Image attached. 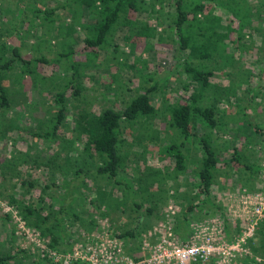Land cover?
<instances>
[{"label":"rangeland","instance_id":"374dc122","mask_svg":"<svg viewBox=\"0 0 264 264\" xmlns=\"http://www.w3.org/2000/svg\"><path fill=\"white\" fill-rule=\"evenodd\" d=\"M60 1L0 0L2 28L8 31L5 33L7 42L10 45L17 44L27 58L40 54L51 58L56 56L58 49L65 46L78 47L81 38L87 33L83 28L75 26L65 10L56 8L52 19L42 20L37 17L33 20L35 16L30 12L32 4L43 7L48 3L53 6ZM248 1L255 4L259 0ZM172 4L173 0H144L143 6L147 10L140 15L147 18L151 25H156L159 32L151 37V42L146 41L143 36L133 35V43L130 44V39L125 38L127 27H122L119 22L110 29L107 46L96 50V54L90 51L73 54L72 58L79 65L80 72L75 84L65 89V117L53 136L56 142L34 135V132H43L55 120L59 104L56 103L53 93L63 87L65 78L62 77L71 74V61L63 58L54 64L38 62L37 70L44 80L39 79L36 83L30 74H23L18 70L5 77L4 83L11 85L13 92L9 95L6 117L0 121V162L8 159L13 163L18 155H25L28 159L16 161L4 168L5 172L0 169V255L9 253L13 256L5 264H105L103 260L96 261L88 257L94 246L100 242L96 241L99 234L106 231L113 237L123 229L137 230L141 225L149 223L141 231L142 244L149 229L165 218L169 204L175 207V212L168 217L169 224L180 239L186 237L188 229L184 232L182 224L180 227L175 226L176 222L183 219L186 211L189 221L206 215L223 216L225 224H228V237L233 235L234 238L243 232L245 221L230 215L229 197L231 193L239 192L242 188L264 191L262 36L258 32L250 34L244 28V40L250 44V48L242 51L232 49V44L229 43L227 50L233 53L232 57L221 64H218L221 62L220 58L219 62H210L215 66L209 78L212 85L204 91L201 104H211L213 99L210 95L220 93L221 100L217 104L219 108H223L224 114L217 127L210 129L198 126L196 138L201 133L208 132L216 151L220 152L219 157L229 158L232 145L235 144L241 156L239 161L234 160L231 165L218 164L209 199L206 200L204 193L198 190L199 179L196 171L201 146L197 139L194 138L181 148L186 154V168L183 171H176L174 159L160 150L162 143H179L183 139L169 125L170 113L166 105L179 102L194 86V83H189L190 79L181 63L187 53L178 50L174 40L167 35L168 21L173 12ZM6 6L10 7V12L4 11L3 7ZM263 9L264 7L260 8ZM215 12L222 16L223 24L228 20L230 24H235V19L225 10L218 8ZM134 15V12L128 11L127 21H131ZM57 17H60L58 24L63 29L62 39L56 37L54 30ZM37 22L42 23L41 26L37 27ZM47 38L53 44L48 43V40L45 42L44 39ZM148 42L151 47H147ZM113 45H116V50ZM188 57L195 64L199 62L192 56ZM109 84L111 89L106 87ZM154 84L158 89L153 91L152 101L157 106L152 119L153 126L147 127V121L141 120L142 124H129L125 127L123 135L126 141L121 144L122 162L118 175L108 179L92 171L88 174L87 170L95 169L99 159L86 156L87 152L83 150L84 135H80L81 139L74 137L72 128L75 111L85 108L98 112L102 106L109 104L120 108L137 86L142 85L143 90ZM76 87H80L79 96H74ZM241 115H244L243 120L240 119ZM240 122L243 128L238 131ZM246 133H250L249 136H245ZM71 138H74L72 143L68 141ZM54 152L58 153L56 158L65 168L63 171H54L55 168L48 161ZM246 163L254 164L258 170L250 171ZM78 167L81 168L80 172H76ZM161 174H164L162 187L167 189L165 191H159L156 185L159 179L157 177ZM21 180L34 183L29 189L30 192L24 193L26 201L31 197H39L45 206L52 203L53 213L62 218L60 225L54 230L60 233V240H63L61 246L65 250L48 246V237L40 236L38 229L28 225L14 205L8 202L9 192L19 195L24 191L25 186H22ZM53 180L56 182L55 186L45 187V183L51 185ZM252 182H258L259 187L248 188ZM134 202H140L141 205L135 208ZM153 202L156 207L154 212L149 213L145 208ZM60 205H64V208L61 209ZM189 205H193L191 210H187ZM72 212L76 215L71 214ZM90 217L95 221L92 226L88 222ZM50 222H56V219L51 216ZM262 226L264 230V212L253 235L248 238L247 244L252 255L237 257L233 264H257L259 261L264 263V235L260 232ZM237 228H240L239 234ZM120 240L123 252L133 257L126 251L124 239ZM252 244L257 248L256 251L252 249ZM86 246L90 248L87 249ZM135 254L145 255L141 246ZM45 255L52 258L51 263Z\"/></svg>","mask_w":264,"mask_h":264},{"label":"trees","instance_id":"16d2710c","mask_svg":"<svg viewBox=\"0 0 264 264\" xmlns=\"http://www.w3.org/2000/svg\"><path fill=\"white\" fill-rule=\"evenodd\" d=\"M155 1L157 2V0ZM259 1L253 4L248 0H173V12H171L172 17L168 21L167 35L174 40L178 50L187 53V56L183 58L181 63L187 74L186 76L190 79L189 83H194L193 89L188 95H184L183 98L178 96L180 98L179 102H172L166 105L170 113L168 117L169 125L172 129L177 130L178 134L182 135L183 139L179 143L173 141H171V143H162L160 144V150L174 159L176 171H183L186 168V154L181 148L185 146L187 142H191L196 138L197 127H208L210 129L217 127L220 118L223 117L224 114L223 108H219L217 104V102L221 100L219 97L220 93H212L210 95V98L213 99L211 104H201L204 91L209 89L212 85L209 78L213 74L215 66L210 64L211 60H213V62H219L218 59L220 58L221 62L218 64L229 60L233 55L232 52L227 50L230 44H232L230 48L240 49L241 51L250 48V44L244 40V28H247L249 33L251 32L250 34H252V32L260 33L264 44V9L260 10L261 7H264V0ZM143 3L144 0H61L53 6H50L48 3H45L43 7L32 4L30 6V12L35 16L33 20L37 17L42 20L44 18L52 19L56 13L55 9L60 8L71 16L75 26L83 28L87 33L81 38V43H79L78 47L72 45L65 46L63 49H58L56 56L51 58H46L44 54L27 58L21 53L17 44L10 45L6 38L8 31H4L2 28L3 16L0 12V121L6 117L5 112L10 103L9 95L13 92L11 85L4 83L5 77L9 73L15 70L23 74L28 73L33 78L34 83H36L39 79L44 80L43 75L37 70L36 64L38 62L54 64L63 58L67 59L71 61L70 66L73 69L68 77H62L65 78L62 85L63 87L53 93L56 103L59 104V107L56 109L55 120L49 127H46V130L43 132H34V135H40L56 142L53 136L65 117V89L75 84L74 82L80 72L79 65L72 58L73 54L83 51H90L96 54L98 52L96 50L107 46L109 43L108 33L110 29L119 22L122 23V27H127L125 38L130 39V44L133 43V35L143 36L146 38V41H150L151 37H154V35L156 36L158 31L156 30V25H151L147 18L140 15L141 12L147 10L144 8ZM218 8L225 10L232 19H235V24H230L229 20L227 23L223 24L222 16L215 12ZM3 9L5 12L11 11L9 6L3 7ZM128 11H132L135 14V17H133L131 21H127ZM57 18L54 30L56 32V37L62 39L64 38L62 36L63 29L58 24L60 17ZM32 24L33 22L31 23V27ZM41 24L42 23L37 22L35 25L39 27ZM73 26L74 25H72V27ZM47 40L48 43L53 44L50 39H44L45 42H47ZM60 44L62 43L60 42ZM146 44H148L147 47H151L149 42ZM114 46L116 45H113V47ZM113 49L116 50L115 47ZM188 56H192L199 62L196 64L193 63L189 60ZM142 85L136 87L134 93L129 96L120 108H116L113 104H109L102 106L98 112L86 110L85 108L81 111H75L74 127L72 128L75 132L74 137L80 138V135H84L83 150L87 152L86 156L90 158L98 157L99 159L95 169L87 170L88 174L92 171L97 175L113 179V177L118 175V169L122 162L120 151L121 144L123 141H126L123 135L125 127L129 124H142L141 120L147 121V127L153 126L152 119L155 117V112L157 111V106L153 104L152 101L153 91L158 89V87L154 84L141 90ZM184 86L187 88V84ZM106 87L111 89L110 84ZM73 93L74 96H79L80 87H76ZM244 115H241V120H243ZM141 117H143V119ZM241 128H243V126L240 122L237 127L238 131L239 129L241 130ZM248 134L250 133H246L245 136ZM196 139L201 146L199 149V164L196 171V176L199 179L198 190L203 192L204 198L208 200L211 185L218 170V164L231 165L232 161H239L241 155L239 148L235 144L232 145L230 152L231 156L229 158L219 157L220 152L216 151L213 139L208 132L201 133ZM68 141L72 143L74 138ZM57 156L58 153L54 152V154L48 158V161L52 164V168H55L54 171L57 169L63 171L65 168L58 163ZM18 160L28 161L25 155L16 156V161ZM16 161L13 163L8 159L1 161V172H5L6 170L4 168L9 167L11 164L13 165ZM246 166L252 172L258 170L252 163H246ZM80 170L81 168L78 167L76 172H80ZM157 178L159 179L156 185L159 191L167 190L164 186L162 187L164 174H161L160 177L158 176ZM115 182L119 181L115 180ZM21 183L23 184L22 186H25L23 189L24 191H21L19 195H16L14 192H9L7 195L8 202L14 205L28 225L38 229L40 236L48 237V246L65 250V247L61 246L63 240H60V233L54 230L57 225H60L62 218L53 213L51 209L52 203L50 206H45L42 203L43 200L39 197L35 199L31 197L26 201L25 197H23L24 193L30 192L29 189L34 186V183L25 180H21ZM50 184L51 185L45 183V187L55 186L56 182L53 180ZM249 186L248 188L250 189H256L259 187V183L257 182L254 184L252 182ZM153 203L145 208L149 213L154 212L156 203ZM134 205L136 208L139 207L141 203L134 202ZM96 206L98 207V205ZM60 208H64V205H60ZM191 208H193V205H189L187 210H191ZM186 212L183 213V219L176 222L175 226L180 227V224H182L181 226H183L184 232L188 229L190 222L187 220L188 216ZM71 214L74 216L76 215L75 212ZM7 216L9 217L8 214ZM51 216L56 219V222H50ZM199 218L202 217H196L195 219ZM88 222L90 224L89 226L95 224L94 218L92 217H90ZM148 225L150 224L141 225V228H137V230L126 228L115 233L118 238L124 239L126 251L133 255L135 259L142 256L141 254H135V252L137 249H140L141 246V231ZM227 226L228 224L226 223V228ZM239 231L240 228H237L238 234ZM260 232L264 235L263 226ZM229 237L233 239V235ZM75 239L74 237L73 240ZM251 246L254 251L257 250L253 244ZM12 258L13 256L9 253L0 255V264H5ZM45 258L50 263L52 262L51 257L45 255ZM257 264L264 263L259 261Z\"/></svg>","mask_w":264,"mask_h":264},{"label":"built area","instance_id":"2783aa9c","mask_svg":"<svg viewBox=\"0 0 264 264\" xmlns=\"http://www.w3.org/2000/svg\"><path fill=\"white\" fill-rule=\"evenodd\" d=\"M229 207L231 216L245 221L243 232L233 239L228 237L225 219L220 215L190 221L186 237L180 239L169 224L168 217L175 212V207L169 204L165 218L149 229L142 240L144 256L135 259L126 255L121 238L116 235L112 237L104 231L96 237V241L100 242L88 257L96 261L103 260L105 264H233L237 257L252 255L247 242L263 216L264 191L242 188L239 192H233L229 197Z\"/></svg>","mask_w":264,"mask_h":264}]
</instances>
